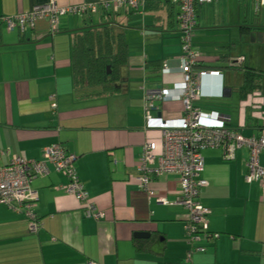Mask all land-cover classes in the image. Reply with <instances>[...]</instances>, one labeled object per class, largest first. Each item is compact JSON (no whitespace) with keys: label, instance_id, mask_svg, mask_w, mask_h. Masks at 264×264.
<instances>
[{"label":"crops","instance_id":"crops-1","mask_svg":"<svg viewBox=\"0 0 264 264\" xmlns=\"http://www.w3.org/2000/svg\"><path fill=\"white\" fill-rule=\"evenodd\" d=\"M118 1L0 0V19L54 2L65 9L95 6L96 24L101 8ZM156 5L154 12L127 8L114 18L129 59L124 88L110 97L87 99L86 90H75L72 41L88 17L59 19L56 34L48 21L24 35L0 26V152L36 163L45 150L63 146L75 158L90 203L105 215L100 221L85 217L84 205L58 190L66 178L49 166V176L33 183L37 234H30L24 215L0 205V264H264V190L248 182V150L234 158L221 149L203 153L202 178L209 187L200 204L210 210L209 232L217 240L189 243V214L179 204L177 176L153 177L152 196L141 187L146 147L155 146L154 168L164 153L163 132L147 128L148 99L173 91V101L154 103L151 117L169 122L185 116L177 91L183 82L180 10L165 1ZM249 27L264 29V9L257 12L252 0H218L198 9L192 37L199 69L221 74L200 80L197 107L220 113L245 138L264 133V32L248 35ZM157 62L160 72L150 74L146 66ZM249 69L261 77L262 89L244 97ZM6 163L2 158L0 164ZM260 164L264 168V156Z\"/></svg>","mask_w":264,"mask_h":264},{"label":"built area","instance_id":"built-area-1","mask_svg":"<svg viewBox=\"0 0 264 264\" xmlns=\"http://www.w3.org/2000/svg\"><path fill=\"white\" fill-rule=\"evenodd\" d=\"M161 1L168 2L180 10L178 22L183 48L181 61L183 82L177 91L183 100L185 116L180 120L169 122L151 117V111L156 108L154 103L160 100L173 101L175 98L173 91L166 90L159 96L148 99L147 128L163 132L164 153L159 167L154 168L155 146L146 147L141 160L140 184L142 189L152 196L150 184L153 177L161 179L165 175H175L179 178L181 185L179 204L189 214L187 233L189 243L193 246L201 242L202 237H208L211 240L220 238L209 232L211 213L200 204L202 191L209 187V182L202 178L205 170L203 153L210 149H221L225 152V156L234 158L238 150H248L250 153L248 182H257L264 190V168L260 164V159L264 156V133L260 136L245 138L231 129L228 126V119L220 113L204 114L197 107L196 101L201 98L200 80L206 77L218 78L221 74L199 69L200 53L195 48L192 37L197 27L198 9L218 0H121L117 3L105 4L103 8L108 13L117 14L123 9L130 8L135 11ZM255 2L257 10L264 8V0H255ZM97 12L98 9L95 6L65 9L52 2L43 7H35L25 15L1 18L0 26H6L8 31L18 30L24 33L28 29H34L37 23L48 21L52 26V33L56 34L59 19L68 15L86 16ZM4 157L7 163L0 164V205L6 206L16 214L24 215L28 220L30 234H37L41 228L36 212L38 191L33 183L36 179L49 176V166L54 167L67 180V184L59 187L58 190L73 196L83 204L85 217L103 220L104 213L97 211L90 203L89 193L75 168V158L68 154L63 146L56 145L45 150L42 162L28 163L20 157L1 151L0 161Z\"/></svg>","mask_w":264,"mask_h":264},{"label":"trees","instance_id":"trees-1","mask_svg":"<svg viewBox=\"0 0 264 264\" xmlns=\"http://www.w3.org/2000/svg\"><path fill=\"white\" fill-rule=\"evenodd\" d=\"M252 2L257 12L264 9L257 10L255 0ZM158 8L156 3H151L146 5L145 11L154 12ZM120 14L121 12L108 13L104 8H101L99 13L101 22L95 24L93 22L94 14L89 13L86 15L88 19H85L88 22L86 29L74 36L72 41L74 85L76 91L86 90L87 95L84 98L110 97L119 94L124 88L125 82L122 73L128 64V45L124 33L118 29L116 24L112 23L114 18ZM247 30L248 35L252 31L264 32L263 28L249 27ZM25 32L20 33L24 35ZM146 69L150 74H158L161 65L158 62L150 63ZM246 72L245 86L241 89L242 95L261 92V77L250 69Z\"/></svg>","mask_w":264,"mask_h":264},{"label":"rangeland","instance_id":"rangeland-1","mask_svg":"<svg viewBox=\"0 0 264 264\" xmlns=\"http://www.w3.org/2000/svg\"><path fill=\"white\" fill-rule=\"evenodd\" d=\"M248 5H249V13H248V15H249V19H251V18H254V14H253V8H252V6L250 5V1H248Z\"/></svg>","mask_w":264,"mask_h":264}]
</instances>
